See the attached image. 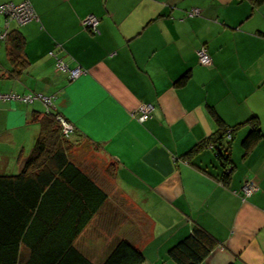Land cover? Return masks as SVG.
<instances>
[{
	"label": "crops",
	"instance_id": "crops-1",
	"mask_svg": "<svg viewBox=\"0 0 264 264\" xmlns=\"http://www.w3.org/2000/svg\"><path fill=\"white\" fill-rule=\"evenodd\" d=\"M24 1L36 19L6 27L24 40V66L10 63L0 39V94L52 97L51 112L73 127L76 166L106 195L73 246L101 264L124 240L141 264H174L167 251L199 228L214 242L199 264H264V0L0 4ZM88 16L98 21L95 33L82 25ZM201 47L209 66L197 61ZM56 60L83 74L69 79ZM143 104L153 110L139 121ZM210 111L234 128L226 184L210 147L183 157L217 129ZM45 112L38 101L0 102V175L19 172L39 131L33 115ZM252 124L261 138L244 154ZM246 181L256 185L248 197Z\"/></svg>",
	"mask_w": 264,
	"mask_h": 264
},
{
	"label": "trees",
	"instance_id": "trees-1",
	"mask_svg": "<svg viewBox=\"0 0 264 264\" xmlns=\"http://www.w3.org/2000/svg\"><path fill=\"white\" fill-rule=\"evenodd\" d=\"M263 0H255L259 3ZM10 63L22 68L24 40L18 32L6 34ZM183 75L177 84L188 79ZM214 117L217 129L183 157L210 147L222 168L219 180L230 178L228 130ZM59 114H34L39 131L30 154L17 174L0 175V264H92L73 242L106 200V195L76 166L72 144L62 134ZM60 116V115H59ZM261 138L257 124L242 140L244 154ZM109 168L107 169V171ZM110 175L111 170L108 171ZM214 246L199 228L172 246L167 256L174 264H199ZM141 252L124 240L117 241L101 264H141Z\"/></svg>",
	"mask_w": 264,
	"mask_h": 264
},
{
	"label": "built area",
	"instance_id": "built-area-1",
	"mask_svg": "<svg viewBox=\"0 0 264 264\" xmlns=\"http://www.w3.org/2000/svg\"><path fill=\"white\" fill-rule=\"evenodd\" d=\"M0 15L4 17L5 22V31L0 36V39H3L6 34V27L10 21H14L17 24H25L32 20L36 19V15L32 10L30 4L26 1L13 4V3H3L0 4ZM198 12L196 10L189 13V16H196ZM98 21L92 16H88L82 20V25L90 32L95 33L97 31ZM197 61L201 66H209L211 60L206 50L201 47L196 51ZM56 71L64 72L68 75L69 79L77 78L79 75L83 74V71L79 68L69 69L61 61L56 60L55 62ZM9 101V102H21L24 104H31L33 102H41L45 107L46 111H51L52 108V97L43 95L41 93H32L29 95H16V94H0V102ZM153 107L149 104H143L138 107L139 121H144L149 118L150 113L152 112ZM58 122L61 125V131L64 136H69L72 133L73 127L66 122L61 116L56 117ZM226 139H230V132L226 134ZM256 191V185L252 181H246L241 187V194L244 197H248L253 192Z\"/></svg>",
	"mask_w": 264,
	"mask_h": 264
},
{
	"label": "rangeland",
	"instance_id": "rangeland-1",
	"mask_svg": "<svg viewBox=\"0 0 264 264\" xmlns=\"http://www.w3.org/2000/svg\"><path fill=\"white\" fill-rule=\"evenodd\" d=\"M6 33H7V31H6ZM5 36H6V34H5ZM5 36H4V38H5ZM12 103H14V102H12ZM21 103V102H20ZM24 104V103H23ZM87 237H88V235H87Z\"/></svg>",
	"mask_w": 264,
	"mask_h": 264
}]
</instances>
